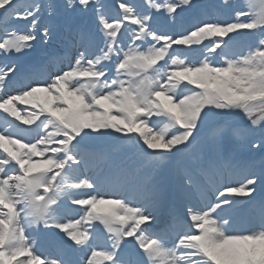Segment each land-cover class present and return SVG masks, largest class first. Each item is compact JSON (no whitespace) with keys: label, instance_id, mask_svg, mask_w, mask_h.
I'll list each match as a JSON object with an SVG mask.
<instances>
[{"label":"snow or ice","instance_id":"snow-or-ice-1","mask_svg":"<svg viewBox=\"0 0 264 264\" xmlns=\"http://www.w3.org/2000/svg\"><path fill=\"white\" fill-rule=\"evenodd\" d=\"M222 3L230 21L195 0H0V264H264V155L225 150L264 153V0ZM245 205L259 224L238 230Z\"/></svg>","mask_w":264,"mask_h":264},{"label":"rangeland","instance_id":"rangeland-1","mask_svg":"<svg viewBox=\"0 0 264 264\" xmlns=\"http://www.w3.org/2000/svg\"><path fill=\"white\" fill-rule=\"evenodd\" d=\"M102 2L112 10V15L114 16L115 13L118 11V9L115 8L116 0H102ZM128 2L133 3L136 5L138 9H142L144 7L143 0H128ZM242 2V0H229V3L236 4ZM195 3L199 5L200 7L197 9L196 14L200 15L201 18L211 19V20H221V21H230L234 18V12L231 8H228L223 5L222 0H195ZM207 15H204V14ZM183 20L187 23H191L192 21V14L191 13H184L183 14ZM162 22V21H161ZM63 24V22H61ZM23 30V29H21ZM61 31L63 32V27L61 28ZM210 41L205 40L203 44H209ZM203 44L200 47H203ZM195 47V46H194ZM53 51H56L57 53H60L63 51V41L58 38L54 37L53 40L45 45L42 42H38L36 44L35 49L31 53V56L36 52L37 53V62L43 63L48 59L49 56L53 55ZM194 55H199L198 53ZM31 58V57H30ZM32 62L34 60L31 58ZM156 118L154 117L153 120ZM224 123L223 121H218L216 119H210L200 130V133L198 135V144L201 147H208L213 143L214 140V132L220 124ZM232 124H237L238 121H232L230 122ZM204 130V132H201ZM115 135V134H114ZM238 142L235 141L231 136L227 138L225 141V150L229 153H231L232 156V162L236 163L242 162L243 164H247L251 161H256L257 163L260 161L262 155L264 153H261L259 150H253L251 152L240 150L237 151L235 145ZM175 164L179 162L178 159H175ZM173 161L170 164H167L164 166L165 172L169 173L173 167ZM241 178V177H240ZM257 201H259L261 198H264V193L258 191Z\"/></svg>","mask_w":264,"mask_h":264},{"label":"bare ground","instance_id":"bare-ground-1","mask_svg":"<svg viewBox=\"0 0 264 264\" xmlns=\"http://www.w3.org/2000/svg\"><path fill=\"white\" fill-rule=\"evenodd\" d=\"M42 23H43V21H42ZM30 57L34 60V63H38L37 62L38 57H37L36 52ZM6 91H14V89H8ZM19 107L22 109H26L28 106L20 105ZM21 127H29V126L21 125ZM235 147H236L237 151L242 150L238 147V143L235 145ZM231 156H233V155H231ZM175 161L176 160L174 159L173 160V166H174ZM236 164H238V166L245 165L242 162H238ZM175 165H177V164H175ZM174 169H175V166L173 167V169L169 173L173 172ZM238 179H240V176L235 177L233 182H235V180H238ZM257 194H256V196H257ZM165 219H166V216H161L160 220L157 221V229L163 225V222ZM258 224H259V209L255 205H250V207L243 206L242 210L240 211V213L238 214V217H237L238 230H245V229L250 228V227L258 226ZM34 239L36 241V251L39 254H41L42 256L48 255L49 253H51L53 251V246H51L50 240L43 233L35 235Z\"/></svg>","mask_w":264,"mask_h":264}]
</instances>
